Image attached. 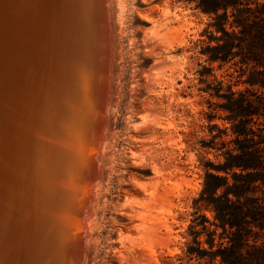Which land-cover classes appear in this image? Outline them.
Instances as JSON below:
<instances>
[{"label":"rangeland","instance_id":"374dc122","mask_svg":"<svg viewBox=\"0 0 264 264\" xmlns=\"http://www.w3.org/2000/svg\"><path fill=\"white\" fill-rule=\"evenodd\" d=\"M119 1V10L111 7L116 39L109 147L87 264L204 263L190 255L193 232L198 216L213 214L199 210L197 200L209 162L222 161L205 142L213 125L228 126L223 111L210 117L212 103L222 102L213 89L227 82V66L209 64L200 48L214 30L212 15L200 0ZM53 50L38 81L45 94L42 122L56 118L64 100L69 102L65 80L81 60L68 42ZM200 241L205 245V236Z\"/></svg>","mask_w":264,"mask_h":264},{"label":"bare ground","instance_id":"6f19581e","mask_svg":"<svg viewBox=\"0 0 264 264\" xmlns=\"http://www.w3.org/2000/svg\"><path fill=\"white\" fill-rule=\"evenodd\" d=\"M120 3L0 0V264H87L109 147L111 7ZM64 42L81 60L65 80L69 102L42 122L38 81Z\"/></svg>","mask_w":264,"mask_h":264},{"label":"trees","instance_id":"16d2710c","mask_svg":"<svg viewBox=\"0 0 264 264\" xmlns=\"http://www.w3.org/2000/svg\"><path fill=\"white\" fill-rule=\"evenodd\" d=\"M199 5L212 15L214 29L201 54L209 64L227 66V82L213 89L222 102L212 103L210 117L223 111L228 126L213 125L205 142L222 161L209 162L197 204L213 218L196 219L190 255L204 261L199 264H264V0Z\"/></svg>","mask_w":264,"mask_h":264},{"label":"water","instance_id":"95a60500","mask_svg":"<svg viewBox=\"0 0 264 264\" xmlns=\"http://www.w3.org/2000/svg\"><path fill=\"white\" fill-rule=\"evenodd\" d=\"M99 70L101 72V74L104 73V64L102 63L100 66H99ZM98 120V119H97ZM90 137H93V133L90 134ZM89 140V139H88Z\"/></svg>","mask_w":264,"mask_h":264}]
</instances>
